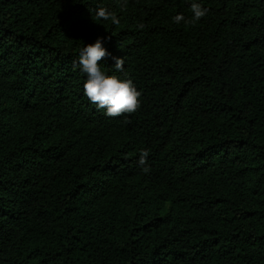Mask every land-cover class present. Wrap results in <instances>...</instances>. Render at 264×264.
<instances>
[{
	"label": "trees",
	"instance_id": "trees-1",
	"mask_svg": "<svg viewBox=\"0 0 264 264\" xmlns=\"http://www.w3.org/2000/svg\"><path fill=\"white\" fill-rule=\"evenodd\" d=\"M191 2L0 0V264H264V0ZM100 37L134 113L84 95Z\"/></svg>",
	"mask_w": 264,
	"mask_h": 264
},
{
	"label": "clouds",
	"instance_id": "clouds-1",
	"mask_svg": "<svg viewBox=\"0 0 264 264\" xmlns=\"http://www.w3.org/2000/svg\"><path fill=\"white\" fill-rule=\"evenodd\" d=\"M76 2V0H74ZM127 0H124L122 7L126 6ZM190 10L192 17L186 19L184 14L180 13L172 17L176 24L181 22L185 24H194L207 15L208 9L202 4L192 0ZM92 18L95 21L110 20L113 24L119 25L120 19L115 12L109 11L104 6H98L96 9H90ZM94 13V14H93ZM140 28L144 25L140 24ZM111 55L104 47L103 37L97 38L94 43H87L79 52L78 64L83 73L87 75L84 82V95L97 106L98 109H106V115L110 117L120 116L124 113L136 112L141 104V92L137 90L134 82L130 78L121 79L118 75H109L101 69L100 62L107 56ZM115 61L114 68L117 71L124 70V59L113 56ZM127 77V73H125ZM149 152L141 150L139 155V165L147 173L150 168L145 166Z\"/></svg>",
	"mask_w": 264,
	"mask_h": 264
}]
</instances>
